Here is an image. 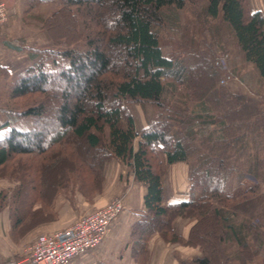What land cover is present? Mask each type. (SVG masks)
Masks as SVG:
<instances>
[{"label":"trees","instance_id":"1","mask_svg":"<svg viewBox=\"0 0 264 264\" xmlns=\"http://www.w3.org/2000/svg\"><path fill=\"white\" fill-rule=\"evenodd\" d=\"M186 2L198 5L58 0L41 26L48 46L26 48L31 64L13 81L0 67L7 81L0 92V170L15 157L30 160L9 174L18 186L0 192L13 237L25 222L52 221L58 192L71 194L73 184L85 197L100 190L105 164L116 161L145 187L130 237L137 264L147 263L153 234L198 247L200 257L178 264H264V98L218 85L214 59L232 44L264 84V19L248 0H204L200 24L188 33L178 16ZM55 20L67 25L57 40L50 34ZM162 30H181V58L163 54ZM126 102L151 104L155 119L138 131ZM174 163L187 166L190 197L166 204L163 167ZM246 176L253 185L243 184ZM176 218L193 222L186 239L172 228Z\"/></svg>","mask_w":264,"mask_h":264},{"label":"crops","instance_id":"2","mask_svg":"<svg viewBox=\"0 0 264 264\" xmlns=\"http://www.w3.org/2000/svg\"><path fill=\"white\" fill-rule=\"evenodd\" d=\"M42 1L49 2L47 0H10L11 12L9 13V22L4 26H0V67L8 71V81H13L15 75L24 69V67L22 68L24 65V55L27 57L24 45L25 43L27 45L31 44L27 43V40L25 41L23 34L26 22L24 17L27 14L26 12V14L24 13V6H29L27 7L28 9L34 6L35 3L42 4ZM248 5L250 11L259 12L264 19V0H248ZM6 82L0 76V91L5 89ZM153 118V110L148 111L146 115L140 113V121L142 122L140 128L146 127L147 123L151 122ZM186 175L187 166L183 163L165 166V178L162 180V186L164 202L166 204L189 199V182ZM144 194L145 187L134 181L133 173L129 169L116 161L108 163L105 167L104 192L94 201L92 208H100L113 197L117 196L122 199L123 210L111 223L98 247L93 251L80 252L70 264H137L132 256L130 237L132 226L140 219V212L144 211ZM58 200L59 202L54 208L58 210V215L61 218H59L58 222L42 227L46 233L63 229L77 218V213L71 203L60 198ZM6 215L5 212H0V229L3 222L6 221ZM62 219H65L66 222H64L68 224L61 226L60 221ZM192 223L176 219L173 223L174 231L181 238L186 239ZM7 228L5 226L4 230L7 231ZM32 243L28 244V246L23 247L22 245V247L18 246L11 250L7 249L6 245H1V261L5 262V258L9 255L18 258L23 257ZM147 252L148 261L146 264H178V260H187L201 256L199 249L196 247L165 243L156 234L151 235L147 244Z\"/></svg>","mask_w":264,"mask_h":264},{"label":"rangeland","instance_id":"3","mask_svg":"<svg viewBox=\"0 0 264 264\" xmlns=\"http://www.w3.org/2000/svg\"><path fill=\"white\" fill-rule=\"evenodd\" d=\"M47 1L49 2L42 1L43 2L42 4L35 3L34 6L28 9L27 7L29 6L27 7L24 6V13L26 12L27 14L25 13L26 17H24L26 22L24 24L23 34H24L25 41L27 40V43H31L29 45L25 43L24 45L25 51H26V48L28 47L48 46V44L50 43L49 39L47 38L46 32L42 30L41 26L43 25L42 23L44 22L45 18L49 17L58 8V0H47ZM4 2L8 6L7 8H8V18H9V13L11 12L10 0H4ZM197 2H198L197 6H195L194 4H191L190 2H186L187 4L184 10L178 13L179 14L178 16L180 18L179 20L180 29H186L188 32L194 29L195 26L200 24L198 13H200L199 7L204 2V0H197ZM8 22L9 20L7 19V21L2 26L6 25ZM54 26H56V28H53L52 31H50V34L55 40H57L56 35L62 36L67 25L60 24L58 20H55ZM175 32L173 35V34H169L162 30L161 36H160L161 38L160 45H161L162 52L164 55H167L173 58H181L183 56V50H182L183 42L181 41V38H180V36H182L181 35L182 32L181 30L175 31ZM201 32L202 30L197 31L196 34L200 36ZM205 35L207 39L210 38V34L207 35V32H205ZM225 50H226L225 52L217 51V54H215L214 56L215 57L214 59L217 60V64H216L217 68L221 71V76L219 78L218 85L222 86L225 90H227L228 92H231L232 94L245 95V96L255 98L257 100L264 98V84H260L257 82L255 72L253 71V68L251 67V65L245 64L241 61L240 57L237 55L235 48L233 47L232 44H228ZM27 57L24 55V63H23L24 65L22 66V68L24 67V69L31 64L30 59ZM18 74H16L15 77ZM167 92H168L167 96L171 95L169 90H167ZM22 101H17V102H19L20 104V103H23ZM123 105L127 113L132 117L135 123L136 129L138 131L143 129V128H140L142 125V122L140 121V113H143L144 115H146L148 114V111L153 110L154 112L153 120L156 117V111L154 107L149 103L126 102V103H123ZM149 123H147V125ZM72 143L76 145L78 153L80 155H84V149L82 147L84 145L83 144L79 145V142H75V140H73ZM28 161H30L28 157H15V159L10 161V163L3 170H0V192L8 193L10 192V190L18 186V181L15 180L14 178H10L9 174L12 176L16 170L24 167V162H28ZM33 161L35 160L33 159ZM108 163L105 164L104 169H103V181H102L100 190L96 191L93 195L89 197H85L77 189L78 184H73V187L76 190H74L71 194L58 192L56 196L54 197L51 203V206L49 208V210H51V212L55 216L54 219L52 221H47V222L39 221L38 219L39 221L38 223H36L37 222L36 219L30 221L28 224L25 222L24 227L20 231L17 232V233H21L20 238L17 237V233L16 235L14 233L15 235L14 237L11 235L10 221H9L7 209L2 210L1 212H5L7 214L6 215L7 217H6V221L3 222L1 229H0V246L6 245L7 246L6 248L10 250L17 248L18 246L22 247V245L23 247L28 246V244L34 242L35 238L38 235L46 233L45 231H43L42 227H44L45 225L51 224V223L58 222L60 220L59 218H61L58 215V210L54 208V206L56 207L59 202L58 198H60L61 200L62 199L66 200L68 203H71L74 206V209L77 213L76 214L77 218L83 214H86L92 211L93 209L92 205L94 201L97 198H99L104 192L105 167ZM65 165L68 166L67 164ZM165 166L166 165H164L163 167L164 169L163 179L165 178ZM243 184L245 186H250V185H253L254 182H252L251 178L246 176L243 179ZM63 194L66 196L65 198ZM113 198H117V196ZM65 219L64 220L62 219L60 221V223L62 224L61 226H65L68 224V223L67 224L65 223L66 222ZM176 219H181V218H176ZM181 220L187 223H192L191 220H185V219L184 220L181 219ZM173 223H172V228H173ZM5 226L8 227L7 231L4 230ZM6 234L8 237L6 236ZM175 234L178 235L176 232ZM176 245L183 246L182 244H176ZM10 256L11 255L5 258L4 264H6V260Z\"/></svg>","mask_w":264,"mask_h":264},{"label":"built area","instance_id":"4","mask_svg":"<svg viewBox=\"0 0 264 264\" xmlns=\"http://www.w3.org/2000/svg\"><path fill=\"white\" fill-rule=\"evenodd\" d=\"M7 7L4 0H0V26L8 19ZM122 210V199L113 198L63 229L38 235L23 257L10 256L6 264H70L80 252L98 247Z\"/></svg>","mask_w":264,"mask_h":264}]
</instances>
